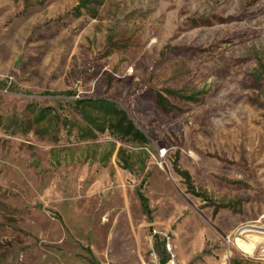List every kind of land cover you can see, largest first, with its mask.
Listing matches in <instances>:
<instances>
[{
  "label": "rangeland",
  "instance_id": "rangeland-1",
  "mask_svg": "<svg viewBox=\"0 0 264 264\" xmlns=\"http://www.w3.org/2000/svg\"><path fill=\"white\" fill-rule=\"evenodd\" d=\"M167 256L264 264V0H0V264Z\"/></svg>",
  "mask_w": 264,
  "mask_h": 264
},
{
  "label": "trees",
  "instance_id": "trees-1",
  "mask_svg": "<svg viewBox=\"0 0 264 264\" xmlns=\"http://www.w3.org/2000/svg\"><path fill=\"white\" fill-rule=\"evenodd\" d=\"M54 94V93H52ZM66 95L70 94V92L64 93ZM78 102L84 107H89L92 110H96L102 112L105 116V119L109 122V126L107 127L113 133L119 134L123 137H129L134 141L147 142L146 136L135 126L133 120L129 117L128 113L125 110L119 109L118 106L106 99H88V100H78ZM159 103L163 105V98L159 99ZM50 109H43L39 112L36 117L37 122H41L47 119ZM88 110L84 109V117H87L85 112ZM89 115V113H88ZM90 119V118H89ZM94 125L97 126V122L92 121ZM98 127V126H97ZM98 129V128H97ZM105 128L101 129L104 130ZM90 136L95 137L96 135L91 130ZM86 135V134H85ZM177 171L181 173V175L186 180L187 185H192V177L188 171H182L177 168ZM139 198L141 200L142 207L144 211L150 216L152 214V210L150 208L149 199L145 196L143 192H139ZM158 239V238H157ZM165 246V243L162 244ZM169 257L161 258V264H166ZM92 263L96 264V261L92 259Z\"/></svg>",
  "mask_w": 264,
  "mask_h": 264
},
{
  "label": "built area",
  "instance_id": "built-area-1",
  "mask_svg": "<svg viewBox=\"0 0 264 264\" xmlns=\"http://www.w3.org/2000/svg\"><path fill=\"white\" fill-rule=\"evenodd\" d=\"M168 247H170V245H168Z\"/></svg>",
  "mask_w": 264,
  "mask_h": 264
}]
</instances>
